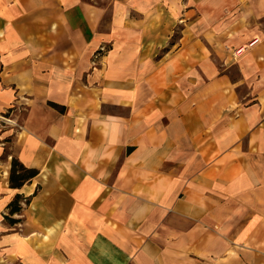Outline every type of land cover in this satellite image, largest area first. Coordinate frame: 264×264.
Wrapping results in <instances>:
<instances>
[{
    "label": "crops",
    "instance_id": "crops-1",
    "mask_svg": "<svg viewBox=\"0 0 264 264\" xmlns=\"http://www.w3.org/2000/svg\"><path fill=\"white\" fill-rule=\"evenodd\" d=\"M0 264H264V0H0Z\"/></svg>",
    "mask_w": 264,
    "mask_h": 264
},
{
    "label": "trees",
    "instance_id": "trees-1",
    "mask_svg": "<svg viewBox=\"0 0 264 264\" xmlns=\"http://www.w3.org/2000/svg\"><path fill=\"white\" fill-rule=\"evenodd\" d=\"M38 174L35 169L26 168L18 159H13L10 182L12 187H22Z\"/></svg>",
    "mask_w": 264,
    "mask_h": 264
},
{
    "label": "built area",
    "instance_id": "built-area-1",
    "mask_svg": "<svg viewBox=\"0 0 264 264\" xmlns=\"http://www.w3.org/2000/svg\"><path fill=\"white\" fill-rule=\"evenodd\" d=\"M241 51H242V50H239V51L237 52V54L241 53Z\"/></svg>",
    "mask_w": 264,
    "mask_h": 264
}]
</instances>
